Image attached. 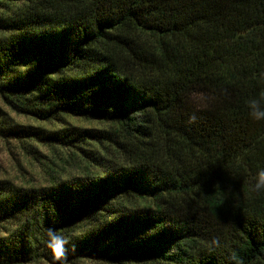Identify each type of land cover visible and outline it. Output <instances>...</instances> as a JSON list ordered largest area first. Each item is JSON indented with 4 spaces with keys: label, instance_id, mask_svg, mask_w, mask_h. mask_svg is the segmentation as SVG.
I'll use <instances>...</instances> for the list:
<instances>
[{
    "label": "trees",
    "instance_id": "obj_1",
    "mask_svg": "<svg viewBox=\"0 0 264 264\" xmlns=\"http://www.w3.org/2000/svg\"><path fill=\"white\" fill-rule=\"evenodd\" d=\"M262 93L264 0H0L3 102L109 125L0 127L92 166L0 178V264H54L50 228L69 264H264V121L247 106Z\"/></svg>",
    "mask_w": 264,
    "mask_h": 264
},
{
    "label": "rangeland",
    "instance_id": "obj_2",
    "mask_svg": "<svg viewBox=\"0 0 264 264\" xmlns=\"http://www.w3.org/2000/svg\"><path fill=\"white\" fill-rule=\"evenodd\" d=\"M9 124L32 125L45 130H54L60 127H80L107 129L106 122L98 120H85L83 118L64 115L51 121H43L32 116L19 114L7 106L0 97V127ZM107 146V145H106ZM109 146V145H108ZM88 153L96 155L102 151V147L88 141L84 143ZM111 145L108 147L109 154ZM71 149L50 145L44 142L33 140H20L14 137H7L0 131V178L10 179L17 184L43 185L51 181V177L58 175L64 178L72 175H84L90 171L92 166L86 159L76 157ZM47 164L54 167L56 174L49 172ZM6 228L0 227V235L4 234ZM27 264H51L46 260H36ZM72 264H107L93 260H77ZM127 264H160L148 262H129Z\"/></svg>",
    "mask_w": 264,
    "mask_h": 264
},
{
    "label": "clouds",
    "instance_id": "obj_3",
    "mask_svg": "<svg viewBox=\"0 0 264 264\" xmlns=\"http://www.w3.org/2000/svg\"><path fill=\"white\" fill-rule=\"evenodd\" d=\"M262 101H264V93H262L260 99L253 98L247 102L249 116L253 120L264 121V103H262ZM252 180L253 190L255 192L264 191V169L259 170ZM47 235V247L52 253L54 264H69L68 245L71 241L58 233L55 229H48ZM212 244L218 247L219 241L213 240ZM232 259L236 264H240L235 256H233Z\"/></svg>",
    "mask_w": 264,
    "mask_h": 264
}]
</instances>
